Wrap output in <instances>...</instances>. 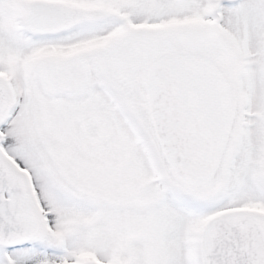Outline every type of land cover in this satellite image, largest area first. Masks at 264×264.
<instances>
[{"label":"snow or ice","instance_id":"1","mask_svg":"<svg viewBox=\"0 0 264 264\" xmlns=\"http://www.w3.org/2000/svg\"><path fill=\"white\" fill-rule=\"evenodd\" d=\"M0 264H264V0H0Z\"/></svg>","mask_w":264,"mask_h":264}]
</instances>
